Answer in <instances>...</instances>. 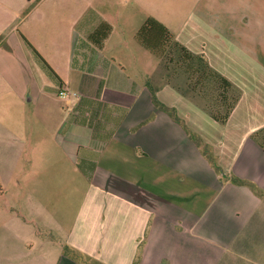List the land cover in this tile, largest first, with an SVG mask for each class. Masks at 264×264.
I'll list each match as a JSON object with an SVG mask.
<instances>
[{"label": "crops", "instance_id": "0c3cea01", "mask_svg": "<svg viewBox=\"0 0 264 264\" xmlns=\"http://www.w3.org/2000/svg\"><path fill=\"white\" fill-rule=\"evenodd\" d=\"M72 4L87 11L60 56H70L67 69L78 81L37 50L46 77L18 96L59 117L53 139L87 188L72 216L65 205L47 207L54 196L40 193L46 179L34 177L29 194L15 178L9 197L2 186L12 179L0 169V264H218L241 228L263 234L264 148L254 134L264 127V0ZM7 10L0 0V17ZM151 17L232 84L238 99L226 122L201 96L165 81L160 58L137 38ZM65 86L79 96L60 99ZM152 88L209 146L221 172L155 105ZM6 136L0 128V143Z\"/></svg>", "mask_w": 264, "mask_h": 264}, {"label": "rangeland", "instance_id": "374dc122", "mask_svg": "<svg viewBox=\"0 0 264 264\" xmlns=\"http://www.w3.org/2000/svg\"><path fill=\"white\" fill-rule=\"evenodd\" d=\"M79 1L7 0L6 15L0 17V128H7L6 139L0 143L4 148L0 149V169L7 179H12L2 188H7L6 194L15 199L13 179H22L28 189L25 188L24 193L29 194L34 177L49 180V185L39 186L41 194L54 196L53 200L45 202L47 207L51 210L50 206L54 205L59 210L65 205L72 216L78 212L84 198L86 178L73 167L53 139L55 130L61 125L59 117L56 118L44 105L38 107L27 96L21 103L18 91H23L21 87L28 83L35 86L34 83L42 81L45 76L25 39L42 55L41 51L49 53L53 61L61 64L66 80L71 79V83L78 81L77 73H70L67 69L70 56L63 58L60 55L68 49L67 41L69 35L75 33L79 16L87 11L74 8L72 3ZM6 34L8 42L3 39ZM151 56L158 61V57ZM161 70L162 75L165 68L162 66ZM185 71L183 67L169 71L172 72L171 81L184 93L194 96L196 94L188 84L189 74ZM215 84L209 80L206 85L211 100L217 96ZM65 88L73 91L67 86ZM197 98L201 99L200 96ZM33 128L39 131L37 138L32 135ZM225 254L218 264H264V233L259 234L254 228H241Z\"/></svg>", "mask_w": 264, "mask_h": 264}, {"label": "trees", "instance_id": "16d2710c", "mask_svg": "<svg viewBox=\"0 0 264 264\" xmlns=\"http://www.w3.org/2000/svg\"><path fill=\"white\" fill-rule=\"evenodd\" d=\"M137 38L142 45L160 58L161 65L165 68V77H168L165 79L169 83H172V72L169 71H174L178 67L185 68L189 74V87L195 94H198L203 98L205 109L220 122H226L238 96L230 93L232 84L216 72L203 55L192 53L181 42L175 39L166 26L152 17L148 18L143 23L137 32ZM25 40L33 52L44 61L34 46L27 39ZM209 80H213L216 83L215 87L217 96L212 100L211 97H208V86L206 87ZM172 84L182 91L181 87L175 83ZM152 94L155 105L159 109L169 113L175 121L183 125L189 137L201 148L203 154L209 158L216 170L221 172V168L214 159L212 151L203 139L183 122V120L177 115L175 108L168 107L157 98L156 90L154 88H152ZM254 137L264 148V127L257 131L254 134ZM232 180L239 184L247 183V180L235 176L232 177Z\"/></svg>", "mask_w": 264, "mask_h": 264}, {"label": "built area", "instance_id": "2783aa9c", "mask_svg": "<svg viewBox=\"0 0 264 264\" xmlns=\"http://www.w3.org/2000/svg\"><path fill=\"white\" fill-rule=\"evenodd\" d=\"M58 95L63 97V98H69L71 96H79V93L70 91L66 88L61 87L60 90L58 91Z\"/></svg>", "mask_w": 264, "mask_h": 264}]
</instances>
